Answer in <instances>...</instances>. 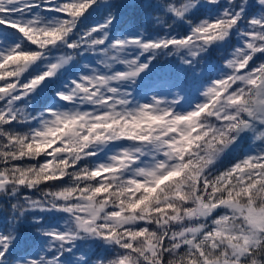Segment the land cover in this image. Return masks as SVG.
<instances>
[{
  "label": "snow or ice",
  "instance_id": "snow-or-ice-1",
  "mask_svg": "<svg viewBox=\"0 0 264 264\" xmlns=\"http://www.w3.org/2000/svg\"><path fill=\"white\" fill-rule=\"evenodd\" d=\"M0 264H264V0H0Z\"/></svg>",
  "mask_w": 264,
  "mask_h": 264
},
{
  "label": "trees",
  "instance_id": "trees-1",
  "mask_svg": "<svg viewBox=\"0 0 264 264\" xmlns=\"http://www.w3.org/2000/svg\"><path fill=\"white\" fill-rule=\"evenodd\" d=\"M101 18L100 15H98L95 19L96 20H99ZM149 30H152L151 28ZM169 60H171V58H169ZM161 64L165 66V69H168L169 67H171V69L174 71V72H179V68L176 67V65H178V61L175 62V64H172V65H169L167 61L165 60H161ZM181 75H183L182 73H180Z\"/></svg>",
  "mask_w": 264,
  "mask_h": 264
}]
</instances>
